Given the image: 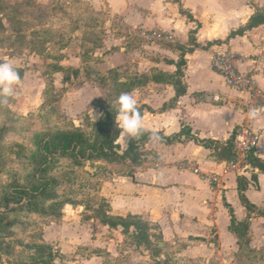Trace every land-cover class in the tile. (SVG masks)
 Here are the masks:
<instances>
[{
  "label": "rangeland",
  "instance_id": "rangeland-1",
  "mask_svg": "<svg viewBox=\"0 0 264 264\" xmlns=\"http://www.w3.org/2000/svg\"><path fill=\"white\" fill-rule=\"evenodd\" d=\"M125 3L130 14L150 19L173 9L188 14L183 0H0V62L12 61L21 77L17 97L0 104V264H46L49 251L35 245L52 250L51 264H264V243L251 246L242 232L239 252L224 262L204 257L193 238L165 240L138 217L109 215L104 184L132 175L128 160L87 161L85 171L71 156L54 157L45 176L55 183L46 195L35 196L32 207L27 199L14 204L17 189L41 187L44 137L81 130L92 142L107 135L114 141L116 98L152 81H174L155 64L170 62L162 50L180 55L186 48L175 37L146 39L143 33L165 31L127 24ZM122 220L140 222L145 243L137 244L136 228L108 225Z\"/></svg>",
  "mask_w": 264,
  "mask_h": 264
},
{
  "label": "crops",
  "instance_id": "crops-1",
  "mask_svg": "<svg viewBox=\"0 0 264 264\" xmlns=\"http://www.w3.org/2000/svg\"><path fill=\"white\" fill-rule=\"evenodd\" d=\"M183 5L189 15L173 9L171 16L160 12L158 18L150 19L144 13L130 14L125 3L123 17L135 27L169 32L186 48L180 55L162 50L169 53L165 57L170 62L155 64L160 71L174 75V81H152L137 90L145 132L173 138L187 128L190 137L184 135L173 143L150 139L132 175H114L104 184L103 196L110 206L109 215L138 217L156 226L165 240L193 238L203 244L204 257L219 256L228 262L239 252L244 238L236 231L239 225L247 226L244 234L251 246L264 243V171L248 159V168L227 173L216 185L179 169L178 163L188 160L204 173H222L234 156L236 131L243 126L262 136L251 156L264 163V112L256 121L247 118L249 109L241 108L247 95L227 86L213 69L210 52L212 47H220L235 53L237 69L254 76L264 92V24L231 37L245 29L252 17L264 14V0H183ZM191 33H195L194 41ZM181 59L185 65L179 78ZM179 80L186 92L177 96L175 81ZM111 113L117 127L115 112ZM117 129L114 144L123 155L131 139L117 141L121 131ZM146 160L151 162L148 166Z\"/></svg>",
  "mask_w": 264,
  "mask_h": 264
},
{
  "label": "trees",
  "instance_id": "trees-1",
  "mask_svg": "<svg viewBox=\"0 0 264 264\" xmlns=\"http://www.w3.org/2000/svg\"><path fill=\"white\" fill-rule=\"evenodd\" d=\"M181 13L183 15L186 14L185 12H181ZM261 24H264V14L258 13L257 15L251 18L249 24L245 29H241L238 32L232 33L231 37H234L238 34H242L245 30L252 29ZM184 65L185 62L183 59H181L177 71V76L179 78L183 75L181 68ZM175 87H176L177 96L185 94L186 90L182 86L180 80L175 81ZM104 123H105V119L101 120L95 125L96 127L102 129ZM152 133L153 132H144L138 138L131 139L129 147L123 155L118 153L117 146L114 144V141L108 137V135L105 136L102 140L96 142H92L91 139L81 130L60 131L44 137L39 145V149L41 151L42 159H43L41 164V169H42L41 180H39V182L41 183V187L39 186L37 188H32L28 191L17 189L14 193V196L18 197V201L14 202V204L21 205V203L27 199L29 200V202H27L28 205L32 207L34 205L32 201L33 198H35V196L46 195L47 190L50 187H52L53 184L55 183L54 180L49 179L45 176L46 169L48 165H50L54 157L71 156L76 161H80V162L93 161V160L126 162L128 160L133 165H140L142 162V157L144 156L142 149L144 147V144L150 140ZM184 135H186L187 138L190 137V132L187 130V128H184L179 135L173 138H163L160 136L159 140L165 141L166 143H173L174 141L182 138V136ZM229 158L230 160H232L234 156L232 155ZM249 162L252 165L258 167L260 170L264 171V163L261 162L258 158H254L253 156H251L249 157ZM108 225L111 227H118L119 225H121L127 230L131 228H136L137 239H138L137 244L142 245L143 243H145L142 234H140L142 232L140 222L130 223L122 220L121 223L108 222ZM234 225L235 224L233 219V226ZM238 227L239 228H237L236 230L237 233H241V232L244 233L245 231H247V226L245 224H241ZM148 244L150 245L149 242ZM35 249H38L39 251L43 252L42 254L49 251V254L46 255L48 258V262L45 263L51 264L53 260V254L51 249L47 248V246H42V245H35Z\"/></svg>",
  "mask_w": 264,
  "mask_h": 264
},
{
  "label": "built area",
  "instance_id": "built-area-1",
  "mask_svg": "<svg viewBox=\"0 0 264 264\" xmlns=\"http://www.w3.org/2000/svg\"><path fill=\"white\" fill-rule=\"evenodd\" d=\"M143 35L150 41L174 42V36L169 32L151 31L143 33ZM210 52L212 67L223 76L227 86L247 95V99L242 102L241 108H264L263 90L258 86L254 76L243 74L237 69L235 53L220 47H212ZM261 138L262 136L255 133L251 128L240 127L235 134L234 158L224 165L222 173H204L195 162L188 160L178 163V167L181 170L192 171L203 180H209L220 185L223 176L227 173L249 167L248 159L258 150Z\"/></svg>",
  "mask_w": 264,
  "mask_h": 264
},
{
  "label": "clouds",
  "instance_id": "clouds-1",
  "mask_svg": "<svg viewBox=\"0 0 264 264\" xmlns=\"http://www.w3.org/2000/svg\"><path fill=\"white\" fill-rule=\"evenodd\" d=\"M20 83L21 77L14 63L10 60L0 62V104H7L17 97L16 90ZM140 95L139 90L133 89L130 92L121 93L114 101L115 121L121 130L117 141L127 143L128 140L136 139L146 131L144 117L139 108ZM262 112H264V108H250L246 115L250 121H256ZM102 115L100 113L93 117L91 113V118L98 119ZM150 139L157 140L159 136L153 132ZM84 169L85 171L91 169L89 162H84Z\"/></svg>",
  "mask_w": 264,
  "mask_h": 264
}]
</instances>
